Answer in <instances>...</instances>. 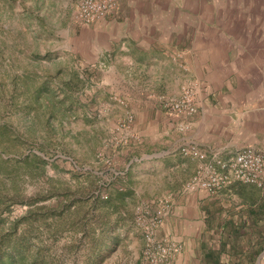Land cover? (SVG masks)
Instances as JSON below:
<instances>
[{"label": "crops", "instance_id": "1", "mask_svg": "<svg viewBox=\"0 0 264 264\" xmlns=\"http://www.w3.org/2000/svg\"><path fill=\"white\" fill-rule=\"evenodd\" d=\"M196 1L119 0L115 15L79 24L71 55L100 83L91 99L110 98L114 88L127 101L129 110L116 106L134 117L129 141L139 154L124 190L169 195L155 235L180 244L174 263H247L264 251V189L235 182L215 193L185 190L198 161L179 148L193 142L207 161L246 146L264 153V0ZM184 81L195 83L197 111L169 116L160 99L178 95Z\"/></svg>", "mask_w": 264, "mask_h": 264}, {"label": "rangeland", "instance_id": "2", "mask_svg": "<svg viewBox=\"0 0 264 264\" xmlns=\"http://www.w3.org/2000/svg\"><path fill=\"white\" fill-rule=\"evenodd\" d=\"M78 1L0 0V250L27 243L34 264H139L134 208L169 195L124 190L139 154L129 141L134 117L128 125L114 88L91 99L100 83L74 67ZM235 262L264 264V251Z\"/></svg>", "mask_w": 264, "mask_h": 264}, {"label": "built area", "instance_id": "3", "mask_svg": "<svg viewBox=\"0 0 264 264\" xmlns=\"http://www.w3.org/2000/svg\"><path fill=\"white\" fill-rule=\"evenodd\" d=\"M118 10V0H79L74 19L78 24L91 25ZM194 95L193 87L183 85L177 97H162L160 103L169 116L192 115L197 111ZM130 121L132 116L128 115V125ZM179 151L198 161L193 175L184 184L185 190L215 193L235 182L264 187V153L253 147H244L226 160L212 156L210 161L207 153L193 142L182 144ZM169 204L170 199L164 197L152 204L141 202L134 208L133 223L143 240L140 264H175L173 258L180 244L155 235Z\"/></svg>", "mask_w": 264, "mask_h": 264}, {"label": "trees", "instance_id": "4", "mask_svg": "<svg viewBox=\"0 0 264 264\" xmlns=\"http://www.w3.org/2000/svg\"><path fill=\"white\" fill-rule=\"evenodd\" d=\"M26 244L21 242L18 245H13L11 248L1 249L0 264H34L36 261L35 257L33 260H26L28 258V255L25 253L28 246Z\"/></svg>", "mask_w": 264, "mask_h": 264}]
</instances>
